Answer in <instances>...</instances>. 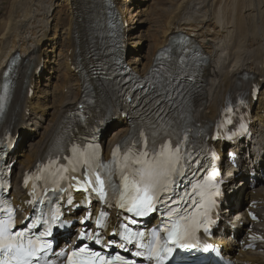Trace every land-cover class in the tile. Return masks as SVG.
Wrapping results in <instances>:
<instances>
[{"label": "bare ground", "instance_id": "bare-ground-1", "mask_svg": "<svg viewBox=\"0 0 264 264\" xmlns=\"http://www.w3.org/2000/svg\"><path fill=\"white\" fill-rule=\"evenodd\" d=\"M121 1L130 4L135 0H113L124 24L127 8H122L119 3ZM60 2L61 0H13L7 19L0 24V77L9 58L15 54L21 58L6 124L14 136H20L22 132L24 135L27 131L32 134L25 154L20 155L18 149L9 156V162L15 161L13 168L18 167L13 171L17 177L13 178L11 193L15 202L24 199L21 191L23 173L30 171L53 143L65 116L74 110L80 99L84 84L83 77L76 69L79 66L85 67L87 62L93 63L91 59L86 61L85 57L90 53L92 41L96 39L92 34V14L101 4L97 0H64L69 13L67 12L63 22L58 20L57 23L66 27V41L58 48L57 53L64 57L63 66L69 73L67 80L57 87L58 95L49 106L52 109L48 113L50 118L41 123L33 120L38 118L39 108L34 101H38V96H41L37 95L41 90L35 85L40 82L42 71L46 72L49 66L48 51L43 45L48 41L47 34L53 23V12ZM222 4L224 9H228L231 4V11L237 16L228 20L226 13L222 11ZM139 9L140 14L145 11L143 7ZM131 16L135 17L137 13ZM132 28L124 25L125 63L142 76L148 73L152 58L167 45L171 35L182 34L203 51L205 61L200 70L202 86L199 94L192 100L190 115L201 127H210L214 123L226 100H232L237 95L244 96L253 84L261 87L260 96L253 106L251 127L254 134L253 143L249 147L248 164L245 166L242 160L240 162L242 171L253 172L255 176L251 180L247 174V179L238 186H235V180H230V185L224 189L222 216L230 221L232 215L240 214L242 224L249 223L246 213L236 208L247 206L250 201H257L262 208L256 212L264 218V184L261 179V175H264V1L180 0L175 7L171 5L168 9L165 27L150 46L152 55L140 67L132 66L136 61L132 57L131 48L137 39ZM23 62L25 66H22ZM38 74L40 77H37ZM30 90H33L31 96ZM115 126V130L105 140L108 152L129 131L126 120L118 119L109 128ZM22 143L20 140L18 146ZM228 177L230 175L225 178ZM253 182H256V187L252 189L250 185ZM263 226L259 224L254 229L264 236ZM223 227H226L225 224ZM232 244L228 237L221 239V245L228 253L233 251ZM236 258L264 264V255L255 253L238 251Z\"/></svg>", "mask_w": 264, "mask_h": 264}, {"label": "snow or ice", "instance_id": "snow-or-ice-1", "mask_svg": "<svg viewBox=\"0 0 264 264\" xmlns=\"http://www.w3.org/2000/svg\"><path fill=\"white\" fill-rule=\"evenodd\" d=\"M168 88L165 89L167 97L163 93H157L161 98H171V91H178L179 84L172 86L171 81H166ZM142 92H147L143 86ZM156 86L153 85V89ZM171 91H168V89ZM3 97H0V112L3 111ZM139 100V96L136 97ZM159 102V101H157ZM230 110V109H229ZM170 127V126H169ZM144 136L142 142H138L135 151L129 150L123 156L122 166L119 167L121 183L119 186L111 181L112 170L101 175L97 168L103 169L102 162L98 163V156L94 145L82 148L73 145L71 148L72 157H64L68 165L53 162L55 167L47 169L46 183L51 187L46 189L52 196L60 198L58 194L65 193L68 189L74 188L89 194H95L97 198L108 203V189L117 196L115 205L128 214L127 220L131 225H137L141 218H147L157 212L158 205L168 207L172 201L171 193L174 191L178 178L185 173V168L198 164V160L191 158L188 151V137L177 136L175 140L169 135L166 129L153 133L151 139ZM119 148V146H118ZM214 155V154H213ZM115 157V152H114ZM79 169H83L80 175H76ZM106 177V178H105ZM211 179V174L205 178ZM193 193L197 192L201 201L206 203L204 219H196L192 216L180 215L183 208H169V215H176L179 219L171 223L162 221L158 229L152 230L146 237L145 231H135L128 223L122 225V230L112 233L103 251L113 247H119L122 252H128L129 256L120 254H103V251L94 250L88 243H83L66 253L67 264H137V259L154 260L155 264H186L185 253L191 256L195 251L201 250L196 240V230L203 228L208 232L207 208H210L215 201L211 196L217 193H208V185H193ZM189 201L192 197L188 193ZM184 197H180L179 203H187ZM43 203V201H37ZM71 204V198L68 199ZM199 206H205L197 202ZM101 217L106 213H101ZM87 219V218H86ZM183 221V223H181ZM81 220V223H84ZM101 228L106 227L100 219L96 221ZM31 224V227H29ZM62 228L65 222L60 219L59 212L52 213L47 219L43 215L37 216L35 222L31 220L24 227L17 228L13 212L7 210V214L0 218V264H47L45 257L53 250V242L47 239L53 235V227ZM43 229L35 231L34 229ZM122 243H117V238ZM81 240H89L95 245H102L103 238L99 234L80 233ZM134 246L132 251L128 246ZM207 252L208 247H203Z\"/></svg>", "mask_w": 264, "mask_h": 264}, {"label": "rangeland", "instance_id": "rangeland-1", "mask_svg": "<svg viewBox=\"0 0 264 264\" xmlns=\"http://www.w3.org/2000/svg\"><path fill=\"white\" fill-rule=\"evenodd\" d=\"M179 1L180 0H135L134 3L131 2L133 4L123 1L119 2L123 6L122 8H127L125 13L126 22L124 21L126 27H133L132 33L137 36V39L135 40V43L132 44L131 48L132 57H134L133 59L136 61L132 66L139 65L138 67H140L141 63H143L145 60L147 61L149 55L151 54L150 46L155 41V39L160 36L165 27L168 9L171 5L175 7ZM12 2L13 0H0V24L7 19L9 15L8 12L12 7ZM140 7L145 8V11L141 12V14L138 13L140 12ZM231 10H233L231 4L228 6V9H224L222 4V11L226 13L225 16L228 20L234 19L237 16V14ZM67 12L69 13L67 3H65L64 0H61L59 6L53 12V23L51 30L47 34L48 41H46V43L43 45V47H45L48 51L47 59L49 61V66L46 72L42 71L43 73L41 80L39 83L36 82L35 85V87H39L38 89L41 90V93H37V95L41 96H38V101L37 99L34 101V104H37L39 108L37 109L38 118L33 120H36L39 123L46 122L50 118L48 113L52 112V109L49 108V106L51 105L53 98L58 95L56 94L58 89L57 87L67 80L69 73L63 66L64 57L57 53L58 48H60L66 41V27H61L62 25H59L57 21L60 20V22H63L66 19V15L68 14ZM232 12L234 13L232 14ZM136 13L137 16H131L132 14L135 15ZM37 77H40V74H38ZM52 95L54 96L50 97ZM201 104L202 101H200V105ZM28 133L30 134V137H32L31 132ZM21 135H23V132ZM23 148L24 146H21L20 149ZM25 148L26 149L20 151L18 150L20 155L26 153L28 148L27 146H25ZM13 177L16 179V172L13 173Z\"/></svg>", "mask_w": 264, "mask_h": 264}]
</instances>
